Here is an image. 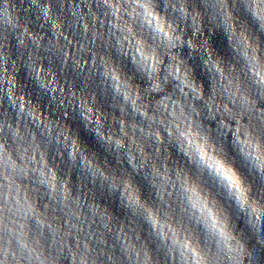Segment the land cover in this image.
Listing matches in <instances>:
<instances>
[{
	"label": "clouds",
	"instance_id": "1",
	"mask_svg": "<svg viewBox=\"0 0 264 264\" xmlns=\"http://www.w3.org/2000/svg\"><path fill=\"white\" fill-rule=\"evenodd\" d=\"M0 264H264V0H0Z\"/></svg>",
	"mask_w": 264,
	"mask_h": 264
}]
</instances>
